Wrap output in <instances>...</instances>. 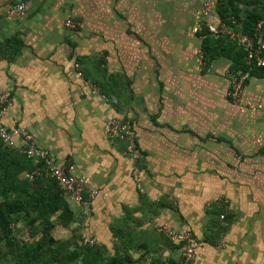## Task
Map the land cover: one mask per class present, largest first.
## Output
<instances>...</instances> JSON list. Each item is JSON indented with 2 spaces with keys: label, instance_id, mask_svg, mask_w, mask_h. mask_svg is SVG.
Returning a JSON list of instances; mask_svg holds the SVG:
<instances>
[{
  "label": "crops",
  "instance_id": "obj_1",
  "mask_svg": "<svg viewBox=\"0 0 264 264\" xmlns=\"http://www.w3.org/2000/svg\"><path fill=\"white\" fill-rule=\"evenodd\" d=\"M210 1L0 0V43L23 44L12 62L0 54V94L11 100L3 123L87 179L88 203L69 202L71 228L105 260L178 264L169 236L187 232L192 264H264V76L250 77L235 103L231 61L204 66L195 17ZM20 3L24 12L11 15ZM201 25H220L216 6ZM99 68L129 81L130 100L113 106L97 92L84 75ZM113 120L131 127L142 170L126 142L109 138ZM219 201L234 220L211 245L207 210Z\"/></svg>",
  "mask_w": 264,
  "mask_h": 264
},
{
  "label": "trees",
  "instance_id": "obj_2",
  "mask_svg": "<svg viewBox=\"0 0 264 264\" xmlns=\"http://www.w3.org/2000/svg\"><path fill=\"white\" fill-rule=\"evenodd\" d=\"M215 6L220 23L243 35L254 36L256 41H264V0H216ZM198 35L202 40L201 61L205 67L218 57L229 59L231 75L237 78L246 76L242 88L250 77L264 76V67H257L254 63L247 65V53L228 36L211 34L204 26H201ZM22 45L19 38L12 37L0 43V54L12 62L19 56ZM99 71L101 76H84L90 79L100 95L113 106H117L121 96H128L130 100L129 81L106 75L101 68ZM119 85L123 86L127 95L118 92ZM122 121L127 123L126 120ZM132 141L141 159L143 153L134 138ZM126 143L129 144L128 141ZM135 162L142 170L139 160ZM37 168L32 161L4 147L0 141V264H103L105 261V264H131L127 254H117L105 260L101 245L80 243V235L68 240H56L52 236L56 223L64 228L69 227L76 222V215L54 180L26 178ZM83 201L88 203L86 193ZM207 211L210 219L203 241L216 245L233 222L234 213L223 201L211 204ZM20 221L25 223L29 240L23 241L17 236V224ZM184 243L179 241L170 246L182 249ZM180 261L178 264H181Z\"/></svg>",
  "mask_w": 264,
  "mask_h": 264
},
{
  "label": "built area",
  "instance_id": "obj_3",
  "mask_svg": "<svg viewBox=\"0 0 264 264\" xmlns=\"http://www.w3.org/2000/svg\"><path fill=\"white\" fill-rule=\"evenodd\" d=\"M216 1H210L205 4V7L196 13L195 21L196 27L195 32H198L201 28L202 19L207 12L213 8ZM24 4L20 3L15 5L10 14L19 15L24 12ZM65 28L69 30H75L77 23L70 18L64 21ZM211 34L217 35L222 34L228 36L234 43L240 46L246 53L247 65L255 64L257 67H264V56L262 50L264 49V41H256L255 37L243 35L238 33L225 24L220 23L218 27H207ZM246 76H240L239 78L233 77L231 80V88L229 95L231 99L236 98L240 95L242 89V81ZM11 105L10 94H0V141L4 147L15 150L21 155L25 156L26 159L32 161V163L38 168L35 169L31 174H27L26 178L33 180L34 178H43L54 180L64 198L69 202L76 204H85L83 201V195L87 192V179L83 176H78L74 173V167L70 162L63 164H57L54 162L49 152L43 148L38 147L32 135L23 128L14 127L8 128L2 120L3 113L7 107ZM130 126L128 123H124L122 120H113L109 126V138L111 141L122 140L128 141L129 146L126 147L124 152L125 156L131 157L133 160L140 158L139 151L135 148L132 141V135ZM137 171H139L137 169ZM136 181H139L137 177ZM176 242L184 241L182 247L183 253L181 257V264H191L195 258L197 251V244L194 239L187 232H183L175 236ZM82 243L89 245L95 244L93 241L86 239L83 236Z\"/></svg>",
  "mask_w": 264,
  "mask_h": 264
},
{
  "label": "rangeland",
  "instance_id": "obj_4",
  "mask_svg": "<svg viewBox=\"0 0 264 264\" xmlns=\"http://www.w3.org/2000/svg\"><path fill=\"white\" fill-rule=\"evenodd\" d=\"M231 80H233L231 78ZM242 91V89H241ZM241 93V92H240ZM240 95H238L236 98H233L235 103H238V98ZM140 160V158L138 159ZM140 164V161H139ZM85 194V193H84ZM72 225H70L69 227H62L61 225H59L58 223L55 224L54 229L52 230V236L56 239V240H68L69 238H71L72 236H79L80 234L78 233V230H76V228H71ZM163 232H165L164 229H162ZM17 236L19 237V239L21 240H29L28 235H27V229L25 226L24 221H20L17 224ZM166 233V232H165ZM170 235V234H169ZM168 235V236H169ZM124 236V235H123ZM175 236H177V234H171L169 237L174 240L173 238H175ZM83 240V236L80 235L79 236V242L81 243ZM182 253L183 250L181 249V255L179 256V260H181L182 257Z\"/></svg>",
  "mask_w": 264,
  "mask_h": 264
}]
</instances>
